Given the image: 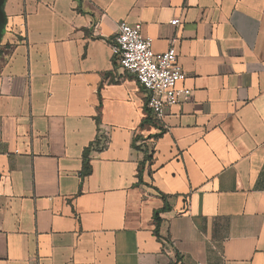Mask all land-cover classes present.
<instances>
[{
    "label": "crops",
    "instance_id": "1",
    "mask_svg": "<svg viewBox=\"0 0 264 264\" xmlns=\"http://www.w3.org/2000/svg\"><path fill=\"white\" fill-rule=\"evenodd\" d=\"M3 13L0 264H264V0ZM124 22L156 53L174 43L193 92L161 124L113 58Z\"/></svg>",
    "mask_w": 264,
    "mask_h": 264
},
{
    "label": "built area",
    "instance_id": "2",
    "mask_svg": "<svg viewBox=\"0 0 264 264\" xmlns=\"http://www.w3.org/2000/svg\"><path fill=\"white\" fill-rule=\"evenodd\" d=\"M111 46L115 62L146 92V107L153 122L163 123L169 108L192 97L191 90L179 86L186 75L173 42L166 52L156 53L153 40L143 34L141 24L124 22L119 25Z\"/></svg>",
    "mask_w": 264,
    "mask_h": 264
},
{
    "label": "trees",
    "instance_id": "3",
    "mask_svg": "<svg viewBox=\"0 0 264 264\" xmlns=\"http://www.w3.org/2000/svg\"><path fill=\"white\" fill-rule=\"evenodd\" d=\"M4 19H5V16H4ZM4 25H5V21L0 25V39H1L2 34H3ZM106 141L107 140L105 137L102 139L99 138V140L95 144H93L90 148L91 149L96 148V149H102L103 150L106 147L104 144V143H106ZM90 148L86 149L84 152V165H83V170H82V174L84 176H88L92 172V168H91L90 163H89V153L91 150ZM156 218L158 220V216ZM158 222H159V220H158Z\"/></svg>",
    "mask_w": 264,
    "mask_h": 264
},
{
    "label": "water",
    "instance_id": "4",
    "mask_svg": "<svg viewBox=\"0 0 264 264\" xmlns=\"http://www.w3.org/2000/svg\"><path fill=\"white\" fill-rule=\"evenodd\" d=\"M4 0H0V25L5 21L3 13Z\"/></svg>",
    "mask_w": 264,
    "mask_h": 264
}]
</instances>
